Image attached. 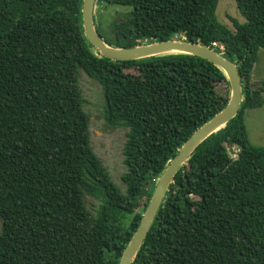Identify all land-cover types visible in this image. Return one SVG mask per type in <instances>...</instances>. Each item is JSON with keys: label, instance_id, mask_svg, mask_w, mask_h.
Returning <instances> with one entry per match:
<instances>
[{"label": "trees", "instance_id": "16d2710c", "mask_svg": "<svg viewBox=\"0 0 264 264\" xmlns=\"http://www.w3.org/2000/svg\"><path fill=\"white\" fill-rule=\"evenodd\" d=\"M82 1L0 0V264H118L169 161L229 99L225 73L206 58L102 56ZM218 1L96 0L109 45L201 42L236 62L243 87L238 114L176 173L132 264H264V147L245 122L264 104V80L252 81L264 0H236L247 21L232 19L234 30ZM111 5L125 10L105 23ZM81 70L102 85L107 122L129 129L126 192L91 144Z\"/></svg>", "mask_w": 264, "mask_h": 264}, {"label": "water", "instance_id": "95a60500", "mask_svg": "<svg viewBox=\"0 0 264 264\" xmlns=\"http://www.w3.org/2000/svg\"><path fill=\"white\" fill-rule=\"evenodd\" d=\"M95 6L96 0L82 1V25L87 39L102 56L116 61H130L169 54L197 55L210 60L221 68L227 77L230 87V95L226 105L193 132L178 149L177 154L169 161L162 175L158 178L139 226L131 237L118 263L132 264L176 173L185 165L194 150L206 138L223 128L238 114L243 101V87L236 62L226 57L224 52L201 42L189 41L182 38L142 43L132 47L109 45L96 30Z\"/></svg>", "mask_w": 264, "mask_h": 264}, {"label": "rangeland", "instance_id": "374dc122", "mask_svg": "<svg viewBox=\"0 0 264 264\" xmlns=\"http://www.w3.org/2000/svg\"><path fill=\"white\" fill-rule=\"evenodd\" d=\"M96 9L97 6H95V11ZM123 10H125L123 7L107 6L106 9L102 10L104 22L109 23L111 19L118 18L119 12ZM216 14L221 23L233 30L232 19L237 20L239 23L247 21L240 12L236 0H219ZM221 48L223 51L225 50L224 47ZM261 80H264V49H260L258 52L257 63H255L252 77V81L254 82ZM79 84L85 100L84 109L89 113L90 117L91 144L103 164L108 168L112 180L123 192H126V184L122 180V174L126 171L123 148L129 129L125 126L113 127L107 122L105 117V99L100 82L81 70L79 72ZM245 122L251 143L264 147V104L261 107L248 110ZM233 149L234 147L229 149L231 155L236 152ZM143 198L145 199L146 197ZM143 200L137 205V210L142 208ZM87 202L88 207L93 210L89 196L87 197ZM1 228L2 219L0 218V231Z\"/></svg>", "mask_w": 264, "mask_h": 264}, {"label": "built area", "instance_id": "2783aa9c", "mask_svg": "<svg viewBox=\"0 0 264 264\" xmlns=\"http://www.w3.org/2000/svg\"><path fill=\"white\" fill-rule=\"evenodd\" d=\"M232 156L236 157V156H237L236 152H235V154H233Z\"/></svg>", "mask_w": 264, "mask_h": 264}]
</instances>
